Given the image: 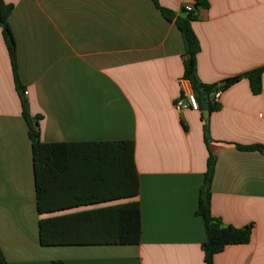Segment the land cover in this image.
<instances>
[{
  "label": "crops",
  "instance_id": "0c3cea01",
  "mask_svg": "<svg viewBox=\"0 0 264 264\" xmlns=\"http://www.w3.org/2000/svg\"><path fill=\"white\" fill-rule=\"evenodd\" d=\"M22 88L0 28V247L5 264H204L196 213L209 150L216 156L211 212L249 243L231 244L214 264H264V74L221 89L219 109L178 111L185 45L152 0H5ZM177 15L195 0H159ZM192 22L197 72L219 84L264 65V0H207ZM40 115L43 142L132 139L140 178L142 236L132 245H42L32 141L22 114ZM213 95V93H212ZM198 101V100H197ZM262 145L259 149L239 146ZM61 195L69 197L64 186ZM118 200L43 216L111 205Z\"/></svg>",
  "mask_w": 264,
  "mask_h": 264
},
{
  "label": "trees",
  "instance_id": "16d2710c",
  "mask_svg": "<svg viewBox=\"0 0 264 264\" xmlns=\"http://www.w3.org/2000/svg\"><path fill=\"white\" fill-rule=\"evenodd\" d=\"M169 21H174L181 31L184 45V77L189 80L199 106L205 105L210 112L220 105L212 97L217 89L246 77L254 94L262 92L264 65L242 75L224 80V83H204L197 72V55L201 49L199 38L192 27L198 9L207 5V0H195L191 11L183 9L186 16L177 15L163 7L159 0H152ZM14 4L0 0V28L8 50L17 88H22L17 60V46L10 24ZM22 114L29 125L32 141L35 190L39 238L42 245H132L142 236L140 202L135 199L140 192V178L135 163V141L132 139L43 142L40 139V115H31L28 100L22 96ZM204 140L209 150L205 178L200 188L196 213L203 218L206 240L202 243L204 264H214V256L231 244L249 243L253 224L236 227L223 223L211 212V193L216 156L210 150L207 124L204 125ZM242 149H259L262 145L239 146ZM69 186V197L61 195V189ZM117 203L76 212L43 216L79 206L114 201ZM6 256L0 247V264ZM55 264H67L55 261Z\"/></svg>",
  "mask_w": 264,
  "mask_h": 264
},
{
  "label": "built area",
  "instance_id": "2783aa9c",
  "mask_svg": "<svg viewBox=\"0 0 264 264\" xmlns=\"http://www.w3.org/2000/svg\"><path fill=\"white\" fill-rule=\"evenodd\" d=\"M193 6L194 3H187L184 6V8L188 11H191L193 9ZM181 85H182L181 95L175 101L176 109L180 112L186 108L198 110L199 104L189 80L183 78L181 80ZM23 94L26 96L28 94V91L24 90ZM220 94H221V89H217L216 91H214L212 95L213 99L217 101L218 98L220 97Z\"/></svg>",
  "mask_w": 264,
  "mask_h": 264
},
{
  "label": "water",
  "instance_id": "95a60500",
  "mask_svg": "<svg viewBox=\"0 0 264 264\" xmlns=\"http://www.w3.org/2000/svg\"><path fill=\"white\" fill-rule=\"evenodd\" d=\"M181 16H186V13L185 12H181L180 13ZM225 81H223L222 83H224Z\"/></svg>",
  "mask_w": 264,
  "mask_h": 264
}]
</instances>
